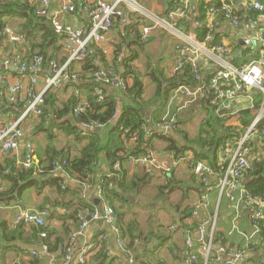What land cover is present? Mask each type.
Returning <instances> with one entry per match:
<instances>
[{"label":"crops","instance_id":"obj_1","mask_svg":"<svg viewBox=\"0 0 264 264\" xmlns=\"http://www.w3.org/2000/svg\"><path fill=\"white\" fill-rule=\"evenodd\" d=\"M97 1L51 0L49 13L54 14L65 4H73L75 7L76 3L80 6L77 11L74 9L72 12H64L61 17L65 24L87 32L90 29L88 11ZM103 1L112 4L119 0ZM218 1L187 0V14L183 19L185 21L176 24L178 22L168 21V14L172 10L171 0H122L118 7L127 20L115 19L107 38L99 44H91L86 55L80 60L70 58L64 48V36L54 32L48 18L36 15L42 23H31L28 25V29L20 28L24 20L3 19L4 26L10 28L19 39L11 44L2 32L0 33V71L5 76L7 85L19 83L21 90L13 102L9 101L8 87L0 92V117L7 125L17 122L23 115L25 95L30 90H33L34 93H44L45 96L49 93L53 98L52 107L45 105L44 111L48 113L45 126L41 127V116L33 114L26 116L22 121L20 128L24 137L21 149L16 156L8 158L2 157L0 153L2 167L8 161H13L16 164L18 159H22V144L25 142H30L33 146L34 164L39 163V156L44 155L47 145H52L57 152L66 153L68 151L71 157H77L81 146L77 144L75 136L66 128L65 122L71 116L65 115V106L75 98L78 104L86 107L93 91L101 93L99 101H102V91L98 87L101 86L104 89L110 87L114 90V85L108 86L99 83V81L96 82L93 74L98 70H107L109 67L117 80L125 73L129 63L131 70L141 78L144 89L143 126L146 132L144 140L147 145L145 144V147L148 149L146 152L155 150L161 159L168 162L179 160V164L175 166L169 176H165L148 171L147 167H141L132 162L130 157L120 164V171H115L113 169L115 165L110 166L103 156H99L94 173L97 184L90 185L91 188L69 178L61 170H57L53 175H48L46 178L48 180L62 177V180L65 181L62 189L66 187L67 191L61 193L54 187H44L41 191L30 188L23 192L15 202H11L9 205L0 203V264L33 263L31 252L40 250L41 240L34 239L29 226L21 223L13 227L14 217L18 213L31 210H48L54 217L50 223L46 219L45 225L51 224L52 228L56 230H60L66 223L72 233L82 222H86L83 233L72 244L70 264H100L101 258L98 255L101 247L100 251L105 253L107 258L105 264H129L131 258H136L138 262L144 264H195L190 262L191 256L197 257L196 263H199V259H201L200 264H203L204 257L199 253V246L196 247V244L198 245L195 235L197 229L195 232H189L184 226L194 221L199 224L207 223L205 239L210 237L212 232V252L213 246L216 250L219 247L227 249L226 253L214 258H211V252L208 264L213 259L216 260L214 264H225V262L264 264V238L255 232L252 222L253 209L251 207L239 209L237 204H231L223 196H220L217 179L221 174L218 173L217 168L213 169L209 165L213 169L214 175L210 176L206 183H202L190 170L189 162H198L193 159L192 153L187 151L183 157L175 158L170 154L171 152L165 151L164 140L158 138L159 136L167 139L172 138L177 142L178 147L185 144V137L190 142H196L200 140L201 134L204 139L206 135L201 133L202 124L209 115L215 117L228 115L226 126L230 129H237L239 137H241L249 131L258 116L261 118L259 123L264 119L261 116L264 109L262 104V108L253 112L249 126L245 131L240 132L242 128L241 111L253 108L257 96H261L263 101V94L255 88H244L226 108L222 103L217 104L218 111L215 113L207 107V105H213L208 90L206 91V102L200 100L188 104L180 94L175 95V91H172L166 100L162 97L155 99L156 95H160L155 81L158 74L164 75L166 78L182 80L181 77L173 76V70L180 60L184 65L189 63L191 67L196 66L201 84L206 87L209 80L219 70H225L230 66L242 68L260 58L264 50V15L257 13L249 15L238 0H230L237 4L238 23L232 25L226 21L221 11L216 9V6L219 5ZM26 2L32 8H37L40 5V0H26ZM210 8L217 11L212 12ZM197 24L198 27L205 25L212 32L207 36L205 42H199L195 36L194 30L198 28ZM42 26L50 28L51 34L54 36V43L48 45L46 57L49 58V61L45 64L42 61L38 70V84L33 87L31 73L21 72L16 66V58L22 63L32 62L36 57H33V54L35 55L37 52V49H34V43L43 41L44 29ZM144 27L151 28L147 41L141 39V30ZM259 35L261 36L260 41L249 46L246 44L247 40ZM215 38L219 41L213 44ZM216 44L225 45L230 54L221 57L213 52L211 49ZM130 57L133 58L130 60ZM89 63L98 69L92 72V66H88ZM236 63L240 66H235ZM57 70L62 73L61 86L48 90L46 78L53 77ZM127 81L128 84H131L130 79ZM228 86L229 82L221 83L222 88ZM121 107H119L117 117L121 112ZM161 107L162 111L159 112ZM225 109L229 112L220 114V111ZM81 125L79 126L81 135L83 133L86 135L89 129H85ZM96 128H101L96 132L103 134L107 130L103 126ZM175 130L180 134L175 133ZM48 131L53 134L50 140H48ZM251 133L248 160L253 167L255 163H261L264 160V138L261 137L260 130L257 128L251 130ZM221 152L220 147L219 151L217 150L218 162ZM119 172L129 184L130 192H124L117 187L123 194L131 198V200H126L121 197L128 202L122 205L123 221L125 223L135 221L139 225L140 236H135L138 238L135 239L132 249L122 248L117 242V235L102 220L91 219V215L101 210L104 204L103 199L97 195L103 177L115 179L116 173ZM247 182L248 178L243 176L239 184H243L242 187L245 189ZM8 187V181L0 171V188ZM195 210L198 211L196 218L192 217ZM75 211L85 213L91 221L73 215L72 212ZM71 233L68 238L66 233L61 235L66 243L68 239V244ZM215 233L218 242L215 239V243H213ZM101 236H104V239H101ZM239 251H242L243 255L235 260V252ZM39 252L45 258L43 264H50V257L56 259L54 255L49 256L42 251ZM230 253L231 255H227ZM83 259H85L84 263L81 262Z\"/></svg>","mask_w":264,"mask_h":264},{"label":"trees","instance_id":"obj_2","mask_svg":"<svg viewBox=\"0 0 264 264\" xmlns=\"http://www.w3.org/2000/svg\"><path fill=\"white\" fill-rule=\"evenodd\" d=\"M171 7L174 5V0H171ZM216 6L217 10H221L222 3L218 2ZM80 7L75 3V11ZM10 20H24V23L20 25V28L28 29L29 24L36 22L42 23L40 18L35 15V7L32 8L26 0H0V33L2 32L5 23L3 19ZM185 20L180 19L178 23H182ZM43 27V41L34 43V49H37L34 56L42 57L43 64L49 61L46 57V51L48 50V45L54 43V36L51 34V30L47 26ZM195 36L199 42H205L207 36L211 35L210 30L204 25L195 28ZM38 36V35H37ZM36 36V38H37ZM35 38V39H36ZM1 40V34H0ZM148 40V39H147ZM217 38L214 39L216 43ZM32 57V58H33ZM133 57H130L131 60ZM129 60V62H130ZM28 63V62H27ZM240 66V64L236 63ZM92 66V72L96 71L98 68L89 63L88 66ZM127 70L121 75V80L124 82V86L120 87L115 83L112 90L110 87L104 89V87L99 86L102 91L103 100L99 101L101 93L93 91V95L89 98L86 107H83L82 111L78 114H74V109L79 105L78 101L73 98L69 105H66L65 115H70L69 119L65 122L66 128L75 136L77 144L81 146L80 153L77 157H71L69 152H57L52 145H47L44 150V155L39 156V163L33 164L30 169H25L21 165L16 164L13 161L6 162V165L2 167L0 165V171L5 176L8 181V188H0V203L4 205H9L11 202H15L20 195L30 188H34L41 191L44 187L56 188L59 192L64 193L67 191L66 187L62 189L65 181L62 177L55 178V180L46 179L48 175L55 173L57 170L64 172L66 176L74 179L78 182L84 183L86 185L95 186L97 182L94 178L95 169L97 166V161L99 156H103L104 160L113 165L122 164L129 157H138V155H143L147 153L144 140L146 132L144 131V119H143V109L145 103L143 101L144 89L141 78H139L130 68V63L128 64ZM107 66V64H106ZM110 69L109 67H107ZM88 69V68H86ZM191 65L186 63L183 67L182 80L166 78L164 75L158 74L155 81L157 84V91L160 95H156L155 99H167L172 91H175L181 84L183 85H193L194 79L191 73ZM91 72V73H92ZM131 76V77H130ZM131 80V84H128L127 80ZM264 84V82H263ZM108 85V86H113ZM52 95L49 93L45 96V105L52 107ZM202 101H205L203 99ZM206 102V101H205ZM210 104V103H209ZM121 107V112L117 117L119 107ZM208 109L215 113L218 111V107L215 105H207ZM262 108L261 96H257L254 101L253 108L244 109L241 111V133L249 126L252 118L253 112ZM162 107L159 112H161ZM160 114V113H159ZM48 113L44 111L41 118V127L45 126V121L48 119ZM228 115H223L221 117L207 116L202 124V134L206 137L203 139L200 134L199 141H188L186 137L184 138V145L182 147L177 146V142L172 138H162L165 142V151L171 152L175 158L183 157L185 152H191L193 159L195 161H202L210 165L213 169L217 168L218 173H223V165L218 166V153L219 148L225 144L226 139L232 137H239L237 129H230L226 126V121ZM99 124L106 128L105 134L94 131H87L86 135H81L80 124L92 125ZM264 124V119L257 125V130L262 129ZM47 131V129H45ZM175 133L180 134V132L175 130ZM48 140L52 139V132L48 131ZM135 137L136 140L131 142V139ZM161 140V139H160ZM162 140V141H163ZM132 152V155H131ZM133 152L135 153L133 155ZM47 163V164H44ZM120 171V170H119ZM222 172V173H221ZM120 173V174H119ZM116 173L115 183L124 192H130V186L125 181V177L121 172ZM244 176L248 178V182L245 184V190L252 197H264V160L261 163H255L251 169H249ZM100 188L102 189V199L104 204L111 206L118 218V225L121 230V234L125 238L126 248L132 249L135 243L136 235L140 236L139 225L135 221H130L125 223L124 212L122 210L123 203H128L126 200L121 198V196L114 190L113 184L110 177H103L100 183ZM120 203V204H119ZM119 204V205H116ZM54 215H49L47 220H52ZM68 224H63L60 230L52 228L51 224H46L42 226L38 225H28L34 239L41 240V248L46 247V254L54 255L56 262L55 264H61L62 257L64 255L65 247L68 245L65 240L61 237L62 233H66L67 238L71 233ZM201 224L194 221L189 225H184L189 232H195ZM76 227V226H75ZM74 228V227H73ZM259 234L264 238V209L263 218L259 222ZM45 235V237H43ZM218 242V237L215 233L213 237V243ZM264 240V239H263ZM213 245V244H212ZM199 245L196 244L198 248ZM40 250L35 251L37 255H32V264H43L44 256L41 254ZM223 248V247H219ZM219 248L216 250L213 246V252L211 258L219 257ZM99 255L101 258L100 264H105L107 258L105 253L100 251ZM225 249V247H224ZM194 250V249H192ZM227 250V249H226ZM61 251L62 253H60ZM195 251V250H194ZM136 259V258H134ZM59 260V261H58ZM216 260L209 262V264H214ZM138 264H144L138 262ZM195 264L199 263L193 262Z\"/></svg>","mask_w":264,"mask_h":264},{"label":"built area","instance_id":"obj_3","mask_svg":"<svg viewBox=\"0 0 264 264\" xmlns=\"http://www.w3.org/2000/svg\"><path fill=\"white\" fill-rule=\"evenodd\" d=\"M122 0H119L115 3L108 4L103 0H98L94 6H92L88 11V16L90 20V29L85 32L79 28H73L64 23L63 17L61 14L64 12H72L75 7L73 4H65L59 11H56L54 14L49 13V7L51 0H40L39 7L35 8V15L39 17L48 18L53 30L55 33L64 36V48L69 53L70 58L74 60L82 59L88 50V47L91 44H99L101 41H104L107 38L108 33L113 27V22L115 19H122L126 21V16L119 9L118 5ZM241 3V6L246 10L250 15L257 13L259 15H264V1L260 0H238ZM219 3H222L221 13L223 14L226 21L232 25L238 23V17L236 14L237 4L231 2L230 0H219ZM188 2L187 0H174V5L172 10L168 14V21L171 23L178 22L180 19L186 18ZM211 9V8H210ZM208 9V10H210ZM212 12L217 10L211 9ZM198 27V24H197ZM151 32L150 27H144L141 30V39L147 41ZM2 34L7 38V40L14 44L18 41V36L8 27H4ZM261 36L255 37L251 40H247L246 44L252 45L256 41H260ZM213 52L217 53L219 56L224 57L229 53V49L225 45H215L211 49ZM184 52L185 50H181ZM42 57L36 56L31 63H22L19 62L16 58V66L21 72L31 73V81L33 87L38 84V70L42 65ZM183 66L182 61H178L174 70L173 76L176 78H182L183 76ZM55 70V69H54ZM114 72L110 69L101 71L98 70L93 74L96 82L112 85L116 84L120 87L124 86V82L117 78ZM191 73L193 75L194 83L193 85H183L181 84L176 90L175 95L180 94L188 104L194 103L206 99V91H210V99L213 105L222 103L225 108L229 106L230 102L240 94L244 88H255L264 97V50L260 58L254 62H251L249 65L242 68L227 67L225 70H219L215 75L209 80L208 85L205 87L201 84V79L199 72L195 65L192 66ZM47 84L46 88L57 89L61 86L63 81L62 73L60 70H57L55 75L51 78H46ZM223 81L229 82L227 88H222L221 83ZM8 87V93L10 95V102L15 100L16 95L20 92L21 86L19 83H14L13 85H7L6 78L0 71V92L5 90ZM98 94V92H97ZM25 110L23 115L15 122L13 125H7L0 117V153L2 157L16 156L20 149L24 133L21 130V123L25 120L28 115L42 116L45 109V95L44 93H34L33 90H30L25 95ZM264 106V98L262 101ZM83 109V105L79 104L74 109V114L78 115ZM261 116L264 117V109L261 112ZM260 116H258L249 131L241 137H232L226 139L225 144L221 147V157L219 159L220 165H223V173L217 179V188L220 192V196H223L231 204H237L239 209H245V207H251L252 212V222L255 227V232L259 233V222L263 218V209H264V197H252L245 189L239 188V181L244 176V174L251 169L250 162L248 160L249 155V143L252 137L251 130L257 127L260 122ZM85 129H93L96 127H102L99 124L94 123L92 126L82 124ZM82 135H85L83 133ZM260 135L264 138V125L260 129ZM136 140L135 137L131 139V142ZM22 159H18L17 164L21 165L25 169H30L35 160V155L33 151V146L30 142H25L22 144ZM130 160L141 167H147L148 171L157 172L161 175L169 176L175 166L179 163L178 161L168 162L161 159L158 156V153L154 150H149L146 154L131 157ZM189 167L192 173H194L202 183H206L210 176L214 175L213 169L206 164L205 162H189ZM115 171H119V165L113 167ZM91 188L90 185H87ZM102 189L97 190V195L99 198H102ZM237 207V210H238ZM50 213L48 210H31L18 213L14 217L13 227H16L19 224L28 225H45L46 219L49 217ZM198 211L195 210L192 213V217L196 218ZM91 219L102 220L106 223L111 230L117 235V242L123 248L126 247V242L124 236L121 234L120 227L118 225V218L114 209L107 205L103 204L101 210L94 212L91 215ZM86 226V222L75 229L70 235V243L65 247L64 255L62 257L61 264H70L71 262V252L72 244L74 241L81 236L83 229ZM207 223H203L199 226L196 235V242L199 245V253L204 257L203 264H208L209 256L212 252V232L210 237L205 240V231ZM45 237V235H43ZM101 239H104V236H101ZM43 253H46V247L41 249ZM226 249L219 248V253L224 254ZM235 260H238L242 257L243 252H235ZM32 255H37L35 251L31 252ZM227 255H231L227 254ZM50 256V255H49ZM197 257L191 256L190 262H196ZM56 260L50 257V264H55ZM85 262V259L81 261ZM129 264H138L136 259H130ZM225 264H232V262H225Z\"/></svg>","mask_w":264,"mask_h":264},{"label":"water","instance_id":"obj_4","mask_svg":"<svg viewBox=\"0 0 264 264\" xmlns=\"http://www.w3.org/2000/svg\"><path fill=\"white\" fill-rule=\"evenodd\" d=\"M229 112L228 110H223V111H220V114H222V113H224V112ZM101 130V128H93L92 129V131H94V132H96V131H100ZM111 181H112V184H113V188H114V190L121 196V197H123L124 199H126V200H131V198L129 197V196H127V195H125V194H123L122 192H121V190L120 189H118V187H117V185L115 184V179L114 178H111ZM243 186V184H239V188H243L242 187ZM72 214L73 215H75V216H80V217H82V218H84V219H86V220H88V221H91L90 220V217L88 216V215H86L85 213H79V212H77V211H75V212H72ZM205 235H206V231H205ZM206 241H207V238L205 239ZM132 255H133V253H132Z\"/></svg>","mask_w":264,"mask_h":264},{"label":"clouds","instance_id":"obj_5","mask_svg":"<svg viewBox=\"0 0 264 264\" xmlns=\"http://www.w3.org/2000/svg\"><path fill=\"white\" fill-rule=\"evenodd\" d=\"M90 131H92V130H90Z\"/></svg>","mask_w":264,"mask_h":264},{"label":"rangeland","instance_id":"obj_6","mask_svg":"<svg viewBox=\"0 0 264 264\" xmlns=\"http://www.w3.org/2000/svg\"><path fill=\"white\" fill-rule=\"evenodd\" d=\"M155 151V150H154Z\"/></svg>","mask_w":264,"mask_h":264}]
</instances>
